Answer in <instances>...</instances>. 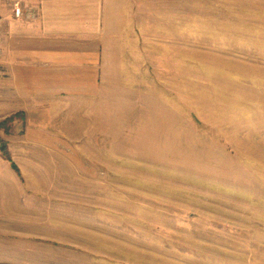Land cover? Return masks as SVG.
Listing matches in <instances>:
<instances>
[{"label": "rangeland", "instance_id": "rangeland-1", "mask_svg": "<svg viewBox=\"0 0 264 264\" xmlns=\"http://www.w3.org/2000/svg\"><path fill=\"white\" fill-rule=\"evenodd\" d=\"M11 2L0 264H264V0H112L131 51L51 90L2 67Z\"/></svg>", "mask_w": 264, "mask_h": 264}, {"label": "crops", "instance_id": "crops-1", "mask_svg": "<svg viewBox=\"0 0 264 264\" xmlns=\"http://www.w3.org/2000/svg\"><path fill=\"white\" fill-rule=\"evenodd\" d=\"M11 1L3 19L1 64L17 88H94L104 52L131 51L121 45L123 27L110 17L112 0ZM18 8L35 15L16 18ZM6 247L7 241L0 242Z\"/></svg>", "mask_w": 264, "mask_h": 264}, {"label": "trees", "instance_id": "trees-1", "mask_svg": "<svg viewBox=\"0 0 264 264\" xmlns=\"http://www.w3.org/2000/svg\"><path fill=\"white\" fill-rule=\"evenodd\" d=\"M1 150H2V152L4 153L5 157L7 158V155H6V147H5V146H1ZM7 159H8V158H7ZM8 160H9V159H8ZM12 167H13V169H16V168H15V165H13Z\"/></svg>", "mask_w": 264, "mask_h": 264}, {"label": "built area", "instance_id": "built-area-1", "mask_svg": "<svg viewBox=\"0 0 264 264\" xmlns=\"http://www.w3.org/2000/svg\"><path fill=\"white\" fill-rule=\"evenodd\" d=\"M21 15H22L21 9L18 8V9L16 10V16L20 17Z\"/></svg>", "mask_w": 264, "mask_h": 264}]
</instances>
